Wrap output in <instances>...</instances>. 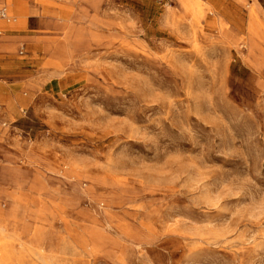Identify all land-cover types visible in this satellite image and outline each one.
<instances>
[{
    "label": "rangeland",
    "instance_id": "obj_1",
    "mask_svg": "<svg viewBox=\"0 0 264 264\" xmlns=\"http://www.w3.org/2000/svg\"><path fill=\"white\" fill-rule=\"evenodd\" d=\"M0 0V264H264V0Z\"/></svg>",
    "mask_w": 264,
    "mask_h": 264
},
{
    "label": "built area",
    "instance_id": "obj_2",
    "mask_svg": "<svg viewBox=\"0 0 264 264\" xmlns=\"http://www.w3.org/2000/svg\"><path fill=\"white\" fill-rule=\"evenodd\" d=\"M161 4H164V5H169V1L168 0H158ZM8 18V16H7V13H6V11H4V10H1L0 11V19H7ZM6 123H1L0 124V136H1V129L2 128H5L6 127Z\"/></svg>",
    "mask_w": 264,
    "mask_h": 264
},
{
    "label": "crops",
    "instance_id": "obj_3",
    "mask_svg": "<svg viewBox=\"0 0 264 264\" xmlns=\"http://www.w3.org/2000/svg\"><path fill=\"white\" fill-rule=\"evenodd\" d=\"M2 117H3V114H2V106L0 105V124H1V123H6V124H7V122L4 121V119H3ZM6 129H7V128H2V129H1V133H2V134H1V136H2L1 138H3L4 134L6 133Z\"/></svg>",
    "mask_w": 264,
    "mask_h": 264
}]
</instances>
